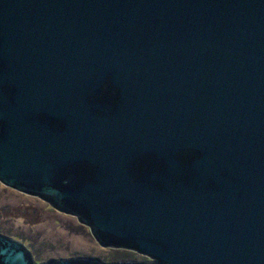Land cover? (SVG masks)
Returning <instances> with one entry per match:
<instances>
[{
  "label": "water",
  "instance_id": "water-1",
  "mask_svg": "<svg viewBox=\"0 0 264 264\" xmlns=\"http://www.w3.org/2000/svg\"><path fill=\"white\" fill-rule=\"evenodd\" d=\"M0 182L155 262L264 264V0H0Z\"/></svg>",
  "mask_w": 264,
  "mask_h": 264
},
{
  "label": "rangeland",
  "instance_id": "rangeland-1",
  "mask_svg": "<svg viewBox=\"0 0 264 264\" xmlns=\"http://www.w3.org/2000/svg\"><path fill=\"white\" fill-rule=\"evenodd\" d=\"M0 233L20 240L37 263L75 257L98 258L103 263L122 261L119 258L122 251L110 246L102 247L93 237L89 226L79 222L76 216L58 211L40 197L26 194L2 182ZM125 257L144 259L136 252H130Z\"/></svg>",
  "mask_w": 264,
  "mask_h": 264
},
{
  "label": "flooded vegetation",
  "instance_id": "flooded-vegetation-1",
  "mask_svg": "<svg viewBox=\"0 0 264 264\" xmlns=\"http://www.w3.org/2000/svg\"><path fill=\"white\" fill-rule=\"evenodd\" d=\"M111 248H117V250H120L123 252V254L119 257L120 260L122 261H140V262H155L156 260L148 255H145V254H142V253H139L137 250H135L134 248H132L131 246H122V247H111ZM131 253H139L141 254L142 256H144V259L143 260H133V259H129L128 257H125V256H128L129 254ZM125 257V258H124ZM122 258V259H121Z\"/></svg>",
  "mask_w": 264,
  "mask_h": 264
}]
</instances>
